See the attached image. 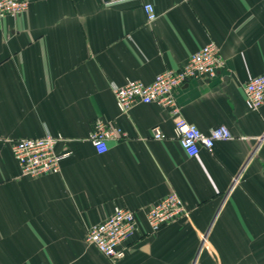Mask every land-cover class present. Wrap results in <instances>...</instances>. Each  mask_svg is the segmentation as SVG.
<instances>
[{"label": "crops", "instance_id": "0c3cea01", "mask_svg": "<svg viewBox=\"0 0 264 264\" xmlns=\"http://www.w3.org/2000/svg\"><path fill=\"white\" fill-rule=\"evenodd\" d=\"M143 2L157 17L148 22ZM213 41L225 64L176 92L201 131L232 137L187 156L168 109L116 106L111 83H149ZM264 73V0H33L0 19V264H110L86 227L115 206L137 229L118 264H264V104L249 109L243 85ZM96 118L124 136L98 153ZM166 135L154 139L151 128ZM59 135L60 171L21 175L6 139ZM170 191L187 216L150 232L145 211ZM206 235L203 243L202 236Z\"/></svg>", "mask_w": 264, "mask_h": 264}, {"label": "built area", "instance_id": "2783aa9c", "mask_svg": "<svg viewBox=\"0 0 264 264\" xmlns=\"http://www.w3.org/2000/svg\"><path fill=\"white\" fill-rule=\"evenodd\" d=\"M33 0H0V19L5 16H18L25 13ZM101 6H111L131 0H97ZM146 20L152 22L157 17L154 5L143 2ZM225 64L218 46L210 41L192 53L187 62L178 69H165L155 75L149 83L128 79L122 85L111 83L116 106L122 113H127L137 104L156 103L168 109L173 121L176 139L187 156L196 155L201 148L210 150L216 141L232 137L225 125L201 131L190 123L181 113L176 99L177 90L192 79L213 78L217 70ZM244 100L251 110H259L264 104V73L252 76L243 85ZM152 138H166L159 126L151 128ZM122 129L105 119L96 118L92 122L89 140L98 153L108 149V141L123 137ZM264 140V132L258 138ZM1 140V138H0ZM59 135L46 133L40 137L6 139L16 159L20 174L39 177L55 174L60 171V162L69 155L68 152L58 154L56 143ZM187 208L175 191L153 203L145 211V219L150 232H155L164 225L173 223L187 216ZM137 229L135 212L124 206H115L112 213L103 221L86 227V241L94 245L110 262L118 264L127 251V244ZM203 243L206 235L202 236Z\"/></svg>", "mask_w": 264, "mask_h": 264}]
</instances>
